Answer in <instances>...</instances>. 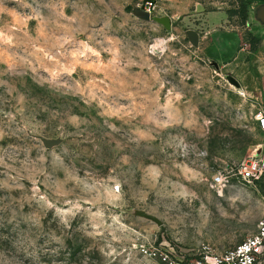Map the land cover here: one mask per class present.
<instances>
[{
    "label": "rangeland",
    "instance_id": "1",
    "mask_svg": "<svg viewBox=\"0 0 264 264\" xmlns=\"http://www.w3.org/2000/svg\"><path fill=\"white\" fill-rule=\"evenodd\" d=\"M150 4L170 29L135 15ZM263 4L0 0V264H160L143 247L192 258L254 233L264 175L236 172L264 158Z\"/></svg>",
    "mask_w": 264,
    "mask_h": 264
},
{
    "label": "built area",
    "instance_id": "2",
    "mask_svg": "<svg viewBox=\"0 0 264 264\" xmlns=\"http://www.w3.org/2000/svg\"><path fill=\"white\" fill-rule=\"evenodd\" d=\"M153 8L150 4L145 11L152 13ZM258 120L260 128L264 131V115H261ZM236 174L244 181L258 182L264 175L263 156L245 160L238 167ZM230 181V175L219 172L212 178L211 186L221 191ZM143 252L158 257L160 264H260L264 259V217L254 233L225 251H217L210 245H203L199 253L192 258L166 249L160 251V249L149 250L143 247Z\"/></svg>",
    "mask_w": 264,
    "mask_h": 264
},
{
    "label": "water",
    "instance_id": "3",
    "mask_svg": "<svg viewBox=\"0 0 264 264\" xmlns=\"http://www.w3.org/2000/svg\"><path fill=\"white\" fill-rule=\"evenodd\" d=\"M198 9H199L198 11L203 10L202 8L200 9V7H198ZM134 13L136 16L143 18V19H146V20L153 19V20L163 24L167 29H170L172 26V19L168 15H166V16H158V15L152 16L150 12L145 11L143 9H135ZM257 18L261 22H264V4L261 5L257 9ZM187 35H188L191 43L195 46H198L199 38H200L198 32L196 30L191 29V30L187 31ZM228 79L234 85H236L238 87L240 86L239 81L237 79H235L233 76H228ZM35 137L39 138L43 142L44 146L47 148H52V147L61 143V138L51 139V138H47V137L42 136V135H35ZM135 214H137L138 216H141L143 218L152 220V221L156 222L158 225L162 224L161 220L157 216H155L151 213H148L145 210H137L135 212Z\"/></svg>",
    "mask_w": 264,
    "mask_h": 264
},
{
    "label": "trees",
    "instance_id": "4",
    "mask_svg": "<svg viewBox=\"0 0 264 264\" xmlns=\"http://www.w3.org/2000/svg\"><path fill=\"white\" fill-rule=\"evenodd\" d=\"M248 5L249 4L246 2L242 4V8H243V10H242V22H243V24L246 22V20L248 18ZM236 13H237V11L230 10L229 11V19H231L232 16ZM249 42L251 44V50L254 51L258 48V44L260 42V39L250 33L249 34Z\"/></svg>",
    "mask_w": 264,
    "mask_h": 264
},
{
    "label": "crops",
    "instance_id": "5",
    "mask_svg": "<svg viewBox=\"0 0 264 264\" xmlns=\"http://www.w3.org/2000/svg\"><path fill=\"white\" fill-rule=\"evenodd\" d=\"M223 56H224L223 53H220V58H221V57L224 58ZM222 58H221V59H222ZM222 60H223V59H222Z\"/></svg>",
    "mask_w": 264,
    "mask_h": 264
}]
</instances>
